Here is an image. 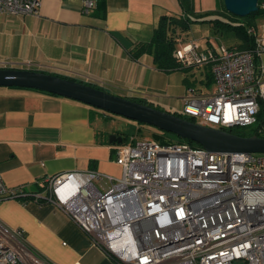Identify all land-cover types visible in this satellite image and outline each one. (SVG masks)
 I'll list each match as a JSON object with an SVG mask.
<instances>
[{"label": "built area", "instance_id": "obj_1", "mask_svg": "<svg viewBox=\"0 0 264 264\" xmlns=\"http://www.w3.org/2000/svg\"><path fill=\"white\" fill-rule=\"evenodd\" d=\"M82 3L86 14L95 6ZM39 6L0 0V14L33 16ZM248 33L253 50L178 45L176 63L207 68L213 85L206 95L189 88L181 115L208 128L264 134V32ZM115 162L118 178L72 171L45 180L47 202L114 264H264V154L213 153L132 135L117 146ZM20 192L0 178V200ZM21 238L0 227V264H23Z\"/></svg>", "mask_w": 264, "mask_h": 264}, {"label": "crops", "instance_id": "obj_2", "mask_svg": "<svg viewBox=\"0 0 264 264\" xmlns=\"http://www.w3.org/2000/svg\"><path fill=\"white\" fill-rule=\"evenodd\" d=\"M93 1L103 6L87 14L82 0H40L33 16L0 14V68L19 66L171 107V73L159 71L151 55L133 59L131 51L151 39L159 17L180 11L178 0ZM93 109L35 89L0 87L2 183L32 191L39 180L64 172L97 171L118 178V145L108 136L119 135L106 133L110 117ZM38 195L46 197V190ZM45 202L0 200V227L20 231V244L41 262L21 247L23 257L39 264H114Z\"/></svg>", "mask_w": 264, "mask_h": 264}, {"label": "water", "instance_id": "obj_3", "mask_svg": "<svg viewBox=\"0 0 264 264\" xmlns=\"http://www.w3.org/2000/svg\"><path fill=\"white\" fill-rule=\"evenodd\" d=\"M259 0H223L225 10L246 17L258 10ZM0 87L35 89L71 99L108 114L152 126L180 139L198 144L213 153L264 154V137H243L229 131L208 128L182 119L167 111L113 95L71 79L27 69L0 68ZM108 142L120 145L122 137L109 135ZM32 256L33 253L25 248Z\"/></svg>", "mask_w": 264, "mask_h": 264}, {"label": "trees", "instance_id": "obj_4", "mask_svg": "<svg viewBox=\"0 0 264 264\" xmlns=\"http://www.w3.org/2000/svg\"><path fill=\"white\" fill-rule=\"evenodd\" d=\"M178 3L183 10V14L182 15H171V16L163 15L159 17L155 25L151 39L148 42L139 43L131 51V57L133 59H137L142 54H149L152 56L156 68L159 71H163L165 73H171L177 70L189 71L193 69H198L206 76V83L212 84L211 74L207 68H194V67L181 68L173 58V52L176 50L178 45L180 43H185V42L190 41L187 37V34L191 30L192 24L194 23L208 24L209 30L215 36H219L221 38L223 37L233 38L234 39L233 42L229 44L228 46H226L228 48H236L238 50H253L254 36L250 35L248 33V30L253 27L257 29L256 22L264 20V7H263L264 0L258 1V5H257L258 10L256 12L251 13L248 16L242 17V18L233 16V15H223L224 18H220L221 16L219 14L215 15L213 13H208V12L202 13L200 15H195L196 13L194 12V0H178ZM102 6H103V2H99L97 4V7L94 6L92 11L96 8L101 9L100 7ZM188 13H193L194 17L189 16ZM210 45H211L210 42L207 41V47ZM54 76H58V75H54ZM58 77L65 78V79H71V78H66L62 76H58ZM71 80H74V79H71ZM84 84L90 85L91 87L95 89L105 91V89L98 87L96 85H92L88 83H84ZM51 95H54V94H51ZM54 96H57V95H54ZM125 98L131 101H135L140 104L148 105L155 109H158L156 106H153L152 104H148L144 100L138 99L136 97H132V98L125 97ZM158 110H161V109H158ZM172 114H175L176 116L182 119H185L187 121L194 123V121L191 118H186L180 113L173 112ZM231 133L239 135V136H243V137H248V136H253V135H256L258 137H264V134H262L258 130L257 127H254L252 133H247L244 130H236V129L234 130L232 129ZM122 141L124 142L125 139L123 140L122 138ZM178 143H187L193 148H201L198 144H195L185 139H180ZM163 144H166V143H163ZM46 187H47V183L45 182V179L39 180L38 182H36V187L32 191L23 189L20 192V194L16 196L14 199H19L22 201L35 200L38 204L43 205L46 203L45 202L46 197H41V196L37 197L36 195L40 194L41 192H44L46 190ZM37 257L39 258V256Z\"/></svg>", "mask_w": 264, "mask_h": 264}, {"label": "rangeland", "instance_id": "obj_5", "mask_svg": "<svg viewBox=\"0 0 264 264\" xmlns=\"http://www.w3.org/2000/svg\"><path fill=\"white\" fill-rule=\"evenodd\" d=\"M194 12L195 15H200L202 13H213L219 14L221 17L224 18L223 15H230L225 8L223 7L222 1L220 0H194ZM172 14L182 15L183 10L180 8L179 12H173ZM189 16L194 17L193 13H188ZM226 17V16H225ZM257 33L260 36L264 31V20L257 21ZM187 37L189 40H195L201 50L207 47V41L219 51V45L222 44L224 46H228L233 42V38H221L219 36H215L210 30L209 26L206 23H194L192 24L191 30L188 32ZM264 61V56H263ZM19 66H15L14 68L18 69ZM170 80L174 85L173 93L169 94V99L171 101V109L167 108H160L162 111L168 112H181L182 111V99L190 94L189 87L196 90V93L199 95H206L213 91V85H207L206 83V76L199 71L198 69H193L189 71H173L170 75ZM114 93V92H113ZM112 94V93H110ZM115 95V94H113ZM173 108V109H172ZM164 109V110H163ZM95 111L101 110L93 109ZM106 113V112H105ZM110 119L109 124L107 125L106 133L117 132L119 136L124 139L129 138L132 135H136L139 138H147L151 140H155L160 143H174L180 141V139L170 133H165L163 131L158 130L155 127L144 125L141 123H137L135 121L128 120L126 118L108 114L106 113ZM254 127H247V128H236V130H244L247 133H252ZM261 155V154H256ZM19 254L21 247L18 245ZM22 260L25 261V264H39L36 260H30L27 257H22Z\"/></svg>", "mask_w": 264, "mask_h": 264}]
</instances>
